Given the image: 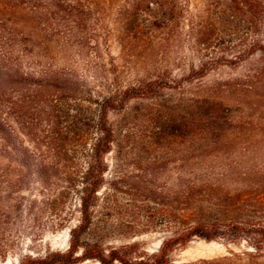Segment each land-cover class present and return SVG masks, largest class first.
Returning a JSON list of instances; mask_svg holds the SVG:
<instances>
[{"label":"trees","instance_id":"trees-1","mask_svg":"<svg viewBox=\"0 0 264 264\" xmlns=\"http://www.w3.org/2000/svg\"><path fill=\"white\" fill-rule=\"evenodd\" d=\"M104 1L0 0V136L8 139V128L14 122L30 137L39 158L29 163L27 151L23 152L25 168H36L42 191H56V197L45 205L60 225L67 221L64 209L73 196L79 212L66 249L27 254L13 264H262L258 261L264 259V165L239 167L220 162L218 156L203 166L201 160L209 153H220L224 136L231 141L229 131L245 127L235 120L233 108L217 97L216 88L188 89L182 82L171 85L154 79L100 95L74 72L63 76L50 69L29 71L28 62L43 65L50 56L49 40L65 39L73 46L76 38H84L90 24L99 19ZM252 1L256 23L264 14V1ZM158 6L160 20L177 15L174 6ZM138 8L134 7V16L143 11ZM134 22H139L138 16ZM212 36L210 29L202 31L199 42L209 45ZM251 50L264 56L261 41ZM209 53L201 63V77L216 58L212 49ZM263 78L264 65L253 73L252 82L260 83ZM168 88L174 91L165 93ZM140 98L157 105L150 119L155 146L163 138L189 139L187 174L176 176L171 187L143 186L142 180L120 172L118 165L111 168L107 161L108 154L116 152L120 135L110 113L125 111L132 99ZM5 173L9 175L10 170ZM120 193L131 195L130 208L125 210L135 226L128 236L147 233L149 228L164 233L157 251H148L137 240L120 246L105 243L106 222L119 204ZM151 198L154 207L146 202ZM100 221H105L103 229ZM195 239L236 246L245 242L247 249L237 252L228 247L229 254L221 257L175 260L174 253ZM246 259L249 262L244 263Z\"/></svg>","mask_w":264,"mask_h":264},{"label":"rangeland","instance_id":"rangeland-1","mask_svg":"<svg viewBox=\"0 0 264 264\" xmlns=\"http://www.w3.org/2000/svg\"><path fill=\"white\" fill-rule=\"evenodd\" d=\"M158 1L162 2L105 0L99 19L90 24L86 37L76 38L73 46L65 39L49 40L50 56L43 65L28 62L29 71L41 73L50 69L63 76L74 72L88 89L100 95L154 79L171 85L182 82L188 89L216 88L217 97L233 108L235 120L239 124L244 122L245 127L229 131L231 141L224 136L226 142L221 145L220 153L203 157V166L218 156L222 159L220 162L240 164L239 167L264 165V78L260 83L252 82L253 73L264 65V56L251 50L260 41L264 44V14L255 23L252 0ZM159 3L176 7L177 15L173 18L166 15L160 20L157 18ZM135 6L143 11L134 16ZM136 16L138 23L134 22ZM207 29L213 36L209 45H203L199 38ZM220 46L227 50L219 49ZM210 49L216 58L201 77L200 66L208 58ZM188 76L190 82H187ZM173 91L168 88L165 93ZM179 98L176 94L175 99ZM127 106L125 111L110 113V121L120 131L116 152L107 156L110 167L118 165L120 172L142 180L143 186L171 187L176 176L187 174L184 164L189 139L163 138L155 146L150 119L157 112V105L140 98L132 99ZM18 127L13 122L8 128V139L0 136V264L16 263L27 254L43 255L49 249H66L70 227L79 219L75 196L64 209L67 221L61 225L46 207L45 202L55 198L56 191L52 194L42 191L36 168L30 165L25 168L23 152L27 151L29 163L31 158L33 162L39 156L30 137ZM246 139L249 140L245 142ZM121 148L122 153H117ZM8 169L9 175L5 173ZM146 202L150 207L155 205L152 198ZM130 203L131 195L120 193L119 204L106 222L105 243L120 246L137 240L148 251H157L164 233L149 228L147 233L128 236L135 226L125 210L130 208ZM98 225L103 229L105 221ZM228 247L237 252L247 249L245 242L236 246L222 240L207 243L195 239L187 248L177 250L173 257L183 262L221 257L229 254ZM247 262L246 259L244 263ZM258 263L263 264L264 259Z\"/></svg>","mask_w":264,"mask_h":264}]
</instances>
